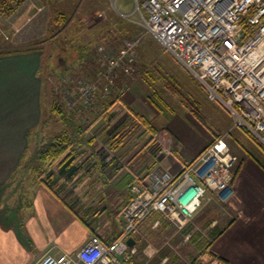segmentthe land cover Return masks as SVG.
<instances>
[{
	"label": "crops",
	"instance_id": "crops-1",
	"mask_svg": "<svg viewBox=\"0 0 264 264\" xmlns=\"http://www.w3.org/2000/svg\"><path fill=\"white\" fill-rule=\"evenodd\" d=\"M25 4L26 0H22L8 13L0 8L2 25L13 18L10 23L14 27L9 33L11 36L7 35L10 42H0V264H35L45 254L74 255L91 234L99 235L103 241L115 239L123 228L120 211L130 198V184L146 182L147 171L157 166L176 173L180 161L191 160L201 151L195 156L189 155L179 150L171 137L168 141L167 136L171 150L162 152L153 131L139 119L142 115L136 114L135 120L130 121L122 119V115L115 118L116 104H123L119 98V102L106 110L108 118L102 112L106 103L102 100L100 112L103 114L98 117H104L107 126L104 133L113 131L114 134L105 135L98 146L99 140L88 135L93 126L97 128V117L86 132L97 154L78 174L68 179L53 166L52 179L42 181L32 177L30 168L20 170L21 163L30 154L31 145L37 150L45 143L42 138H36L43 117V80L39 74L43 50L29 45L41 35V23L27 28L22 19ZM10 44L13 47L4 48ZM104 47L110 51L103 45L98 48L104 50ZM122 77L123 74L117 78L120 83ZM125 126H137V130L127 128L123 138H119V130ZM236 131L249 140V150L241 139H236L240 150L235 154L239 167L234 171L233 194L223 202L214 192L208 191L224 209L225 223L218 226V219L211 218L202 232L191 223L199 219L198 210L181 226L161 213H152L143 225L149 221L151 229L164 235L166 245L158 250L150 243L146 246L148 250L140 249L138 234H134L136 252L132 254V264H168L175 259V254L169 253L171 237H184L185 247H193L194 257H197L195 264H264V161L255 153L262 151L246 131ZM114 138L118 141L116 148H113ZM92 171L100 179L93 197L95 185L82 180ZM213 206L216 204L210 208ZM194 230L210 242L202 252H198L190 240Z\"/></svg>",
	"mask_w": 264,
	"mask_h": 264
},
{
	"label": "rangeland",
	"instance_id": "rangeland-1",
	"mask_svg": "<svg viewBox=\"0 0 264 264\" xmlns=\"http://www.w3.org/2000/svg\"><path fill=\"white\" fill-rule=\"evenodd\" d=\"M137 3L142 10L141 0L137 2L136 0H26L23 22L26 23L27 28L41 23V35L35 41H30L29 45L38 46L43 50L39 73L43 80L41 99L43 117L36 138H42V141L47 142L63 129V121L51 110L52 103L56 102L68 112L76 113L74 118L77 121L87 119V122H90L99 118L95 123L97 128L93 126L88 135L95 136L100 142L97 145L100 146L106 135L104 132L107 131L104 117H98L99 114H103L100 112L102 100L111 98L117 103L120 98L123 104H116L115 118L118 116L120 118L122 115V119L130 121L135 120L136 114L144 116L157 127L155 136L158 144L162 146V152L164 146L167 152L171 150L168 148L170 144L168 145L166 140L167 136L168 141L171 137L172 143L177 142L179 150L183 149L184 152L194 156L219 137L226 142L233 154L240 150L237 146V138L241 139L240 142L249 150V140L236 129L229 130L232 119L227 110L218 102L208 100L202 84L178 63L154 35L143 28L140 24L141 17ZM60 14L67 19L64 24L53 21ZM12 19H9L5 26L0 21V42H10L7 35H10L14 28L10 23ZM126 38L139 39L135 73L129 80L122 77L125 79L121 83L117 78L115 79V88H120L126 83L125 90L118 92L112 89L111 81L108 82L104 75L106 67L101 64V59L104 57L99 55L98 47L106 46L110 51L105 47L104 51L110 53L117 50ZM9 46L13 47L10 44L4 48ZM82 79L84 82H81ZM82 83L94 85L95 98L90 104H86L83 100L80 89ZM106 86L109 90H106V94L102 96ZM125 127L119 130L118 135L127 128H134L129 131L137 130V126ZM112 133L113 131L107 132L106 136ZM132 134L129 136L132 137ZM239 135L242 137H238ZM35 148L32 144L29 153L32 154ZM255 153L264 161L263 152ZM26 164L24 159L20 170L27 167ZM238 167L239 160L234 163L233 172ZM98 178L95 171L83 176L84 183L88 182L96 187L91 197L98 191L97 187L100 185ZM213 203L216 207L210 208ZM223 211L221 204L209 196L207 191L201 198L197 217L199 219L191 223L202 232L205 231L211 218L218 219L217 225L222 226L225 223ZM148 225L149 221L142 224L137 235L140 240L139 248L148 250L149 247L146 246L151 243L159 250L163 244L166 245L165 237L160 231L151 229ZM171 239L169 253L173 252L175 259L168 261V264H189L196 253L193 247H185L187 243L184 237L176 239L171 237Z\"/></svg>",
	"mask_w": 264,
	"mask_h": 264
},
{
	"label": "built area",
	"instance_id": "built-area-1",
	"mask_svg": "<svg viewBox=\"0 0 264 264\" xmlns=\"http://www.w3.org/2000/svg\"><path fill=\"white\" fill-rule=\"evenodd\" d=\"M141 7L137 3L140 24L202 84L208 100L227 110L229 130H244L264 147V0H141ZM138 43V38H126L115 51L99 49L104 75L118 92L126 83L115 88V79L123 74L129 80L135 73ZM80 89L84 102L92 103L94 85L82 83ZM215 140L193 159L180 161L176 173L157 166L147 171L146 182H132L118 237L103 241L91 234L74 255L45 254L35 264H132L136 247L127 239L140 233L152 213L181 226L207 191L228 200L238 157L222 138Z\"/></svg>",
	"mask_w": 264,
	"mask_h": 264
},
{
	"label": "trees",
	"instance_id": "trees-1",
	"mask_svg": "<svg viewBox=\"0 0 264 264\" xmlns=\"http://www.w3.org/2000/svg\"><path fill=\"white\" fill-rule=\"evenodd\" d=\"M21 1L22 0H0V8L4 10L5 13H8L11 12L12 9L16 7ZM66 20L67 19L63 14L57 15L53 19L54 22L61 24H64ZM106 100L107 99L104 100L106 103L105 106H103L102 112L105 113L106 118H108L109 114L106 113V110L114 103L115 99L113 100L110 98L107 101ZM51 110L54 115H57L59 118H61L64 123V127L58 133L54 134L50 140L43 143L37 150L30 154L29 157L26 158L27 160L25 159L27 167L31 170L32 177L36 180H51L53 177L51 168L53 166H55V168L59 170V173L64 177L68 179L72 178L88 165L90 159H93V155L97 154L96 150L94 149V145H92L91 139L86 134L88 128L95 121V119L88 123L81 120L77 121L74 118V114L76 113L68 112L61 104L56 102L52 103ZM190 111L192 113V110ZM192 114L195 118H197L196 114ZM139 119L144 123L146 122L147 126H149L150 130H152L154 134L157 133V127L153 126L152 123L145 119V117L140 116ZM118 136L119 138H123L124 132ZM253 140L257 142L254 138ZM117 142L116 138H114L112 141L113 148L118 146ZM258 146L264 153V147L260 144ZM89 151H91L90 155H88ZM102 164L106 165L105 162ZM187 229L184 231H187ZM219 232L220 231L215 233V235H217ZM190 240L198 252H202L210 244V242H208L207 239H204V236L197 230L193 231L190 236ZM196 258L197 257L192 256L189 264H195Z\"/></svg>",
	"mask_w": 264,
	"mask_h": 264
},
{
	"label": "water",
	"instance_id": "water-1",
	"mask_svg": "<svg viewBox=\"0 0 264 264\" xmlns=\"http://www.w3.org/2000/svg\"><path fill=\"white\" fill-rule=\"evenodd\" d=\"M134 239H133V237H129L128 239H127V243L129 244V245H133L134 244Z\"/></svg>",
	"mask_w": 264,
	"mask_h": 264
},
{
	"label": "bare ground",
	"instance_id": "bare-ground-1",
	"mask_svg": "<svg viewBox=\"0 0 264 264\" xmlns=\"http://www.w3.org/2000/svg\"><path fill=\"white\" fill-rule=\"evenodd\" d=\"M59 39V38H58Z\"/></svg>",
	"mask_w": 264,
	"mask_h": 264
}]
</instances>
